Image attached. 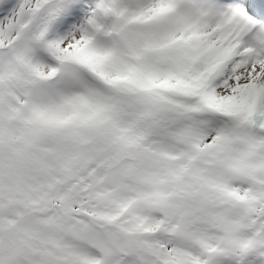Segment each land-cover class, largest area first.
<instances>
[{
  "label": "snow or ice",
  "instance_id": "1",
  "mask_svg": "<svg viewBox=\"0 0 264 264\" xmlns=\"http://www.w3.org/2000/svg\"><path fill=\"white\" fill-rule=\"evenodd\" d=\"M0 264H264V0H0Z\"/></svg>",
  "mask_w": 264,
  "mask_h": 264
}]
</instances>
